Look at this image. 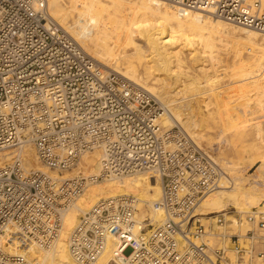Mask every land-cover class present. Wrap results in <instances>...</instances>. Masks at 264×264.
<instances>
[{
	"label": "built area",
	"instance_id": "built-area-1",
	"mask_svg": "<svg viewBox=\"0 0 264 264\" xmlns=\"http://www.w3.org/2000/svg\"><path fill=\"white\" fill-rule=\"evenodd\" d=\"M167 1L264 34V0ZM162 107L90 56L48 0H0V150L31 141L56 175L26 170L20 157L0 167V264H41L33 248L55 245L64 213L88 187L138 174L160 184V221L139 219L134 194L100 199L69 234L72 263L109 250L113 264H264V211L197 212L231 177L185 129L161 126ZM93 151L97 174L63 177ZM232 224L250 227L221 231Z\"/></svg>",
	"mask_w": 264,
	"mask_h": 264
},
{
	"label": "bare ground",
	"instance_id": "bare-ground-1",
	"mask_svg": "<svg viewBox=\"0 0 264 264\" xmlns=\"http://www.w3.org/2000/svg\"><path fill=\"white\" fill-rule=\"evenodd\" d=\"M127 3L132 4L130 6H132L133 11L128 15L125 13L120 15L121 10H123ZM48 9L50 15L55 21H57L90 56L99 61L100 64L102 63L106 68L121 74L130 82L146 89L158 98L163 105V113L161 114L159 121L163 127L169 128L177 122L180 126H185L183 129H189L190 132L195 133L196 138L197 136L202 138L200 133H196L194 130L196 126L200 127L202 130L203 128L210 129L212 123L210 120H215L219 114L222 116L221 112L225 113L226 111V107H224L226 102L220 99L219 92H217L221 86L217 87V84L220 82L218 79L216 80V70L213 71L212 66L206 67L205 64H202L203 66L199 68V72L206 76V78L202 80L196 76L189 75L187 72L182 73L175 69L176 66H179L180 68L182 63L181 53H179L180 49L177 51L175 50L180 45H193L196 42H199L205 50H203L204 54H202V56H193L198 59L199 57H204L207 54H205V52H210L214 47V34L219 35L222 33V35H224L223 37L229 38L228 36H225V34H236L240 32L238 35L247 39L248 42L253 45V49H251L252 53L249 57L250 63H247V60L245 59H241V61L239 60L235 64L233 63L234 68L232 66L230 67L233 71L232 75L234 76L231 83L233 85H239L237 92H241L242 95L240 97L238 96V98H246L247 101L251 96L248 95L249 92H252L253 89L256 91L255 89L264 87V76L257 78L259 77L258 75L262 74L261 72L264 73V37L260 38V35L264 36V34L245 27H240L241 30H239L237 29L238 25L210 16L207 12L201 10H189L182 6L172 4L167 0H69L67 6L63 5V0H48ZM209 17L213 18L211 19ZM110 21L113 23L114 27L109 25ZM136 35H138L137 37H140L143 45L137 43L134 39ZM231 42L233 43V41ZM244 42L247 43L246 40ZM178 43H180V45ZM129 46L132 48L131 50L127 49ZM195 48L197 47L195 46ZM145 49H148L150 52L149 56H151V62L148 61L149 57L145 54ZM192 55H194V52ZM155 71L163 72V74L155 73ZM140 72L143 73L145 79L140 77ZM164 73H169L168 80H163L162 75H164ZM232 75L230 74L229 76L231 77ZM181 76L187 83L185 81L182 84L180 83ZM148 80H153L154 83H162L163 85L161 87L149 85L147 83ZM166 87L174 88L177 92L173 95H169L166 91ZM247 87L251 89L247 90ZM185 90H190L189 93H192L193 96L202 94V96H204L202 97L203 100H198V98L195 100L190 99L191 101H186V103H183L182 100V103L180 102V104L173 105L174 98ZM183 95L186 96L185 94ZM192 95L190 94L188 96L191 97ZM213 95H215V97L211 99L210 97ZM184 98L185 97H183V99ZM238 98H236V100ZM192 100H194V103H192ZM191 104L202 105L201 117L199 119H194L195 115L192 112ZM241 106L242 105H240V107ZM242 107L246 106L244 105ZM233 110H235V108H232V111ZM186 115L190 116L188 117ZM236 116L240 119V116ZM234 118L235 117H233V119ZM234 121L228 120L224 123V125L227 124V130L229 127L230 131H242V136H252L251 132L248 133L244 129L245 127L239 128L238 124L234 123ZM250 122L255 126L259 124H256L253 119H250L249 123ZM258 126L259 125H257V130L259 133L260 128H258ZM238 132L237 136L239 137L240 135ZM234 135L236 136V134ZM238 137H236V139ZM232 141L234 140L232 139ZM235 143L236 142H234V144ZM29 144H32L31 141H25L18 145V147H22V150L19 148L21 150L19 152L22 155L21 159L24 163L25 169L30 170L32 168V170L56 176L55 173L49 170L46 166H44L46 169L40 168L35 152L28 146ZM231 145H233V142H231ZM84 155L82 163L84 168L81 167L85 170L89 169V175L97 174L100 170L99 159H97V157L94 158V155L90 156L93 157L90 159L87 158V155L86 157ZM12 158L13 157L9 153L1 155L0 167ZM226 162L229 163V161ZM228 169L234 171L235 167L232 169V167L229 166ZM228 169L226 168V170ZM236 171L238 172V170ZM231 181L233 180L231 179ZM233 183L235 184H232V186L223 185L219 189L210 193L198 205L197 212L201 214L216 213L224 211L228 206H233L238 210L243 212L245 210V212H247L246 210H249L254 204L256 205L257 203L258 206L260 198H263L264 200V191L260 190V188L259 190L263 193L256 192L255 189L257 188L255 186L252 188L247 186L248 188H246L241 181L238 184L237 180ZM129 192H132V194L135 193L139 197L140 208L138 217L140 220H149L151 223L160 221V216L154 209V203L159 200L161 194L160 184L159 182L150 181L147 175H136V177L127 180L119 179L112 181L110 184L108 183L106 186H91L86 191L84 198L79 202L74 203L64 213L62 223L63 228L55 245L46 250L34 247L31 258L39 261L41 264H74L68 254L67 239L71 231L78 224L79 217L89 211L91 209L90 207H92V205H94L99 199L109 198ZM144 203H148L149 208L147 209V213L141 214L140 209L143 208ZM232 225L234 227L236 226L235 224ZM244 228L242 229V232ZM238 229L241 231V228ZM111 260L112 255L110 254V251L106 250L103 256L94 264H113Z\"/></svg>",
	"mask_w": 264,
	"mask_h": 264
},
{
	"label": "rangeland",
	"instance_id": "rangeland-1",
	"mask_svg": "<svg viewBox=\"0 0 264 264\" xmlns=\"http://www.w3.org/2000/svg\"><path fill=\"white\" fill-rule=\"evenodd\" d=\"M65 3V4H64ZM69 3V0H63V5L64 6H67ZM125 4L123 10H121V14H129L131 13L132 10V4ZM209 18H213V17H209ZM70 23V22H69ZM109 25L114 27L113 23L110 21L109 22ZM174 25V24H173ZM244 28L243 26H238L237 29L241 30V28ZM247 28V27H245ZM239 33H236V34H225V36H228L229 38L227 37H223L224 35L219 34H214V47L212 48V50H210V52H205L206 55L204 57H199L198 59H196L195 55H198V56H202V54H204L203 50H205V48H203V46L199 43V42H196L195 44L193 45H180V43H178L180 46H178L175 50H179L181 53V57H182V63L180 65V68L179 66L175 67V69L179 72H187L189 75L191 76H196L198 77L199 79H204L206 78V76H204L203 74H201V72H199V68L201 66H203L202 64H205L206 67H211L212 66V70L215 71V76H217L216 80L218 79V81L220 82L219 84H217V87L218 86H221V88L219 90H217V92H219V95H220V99L224 102H226L224 105V107H226V111L225 113L224 112H221V115L219 114V116H217V118L215 120H210L212 121L211 123V128H203V130L196 126V128L194 129L196 131V133H200V136L202 138H199L197 136V138L195 137V133H192L190 132L189 129H186V131L189 133L190 132V135L192 136V138L196 141V143L204 150L206 151L208 154H210L215 160H217L226 170V168L228 169L229 166L232 167V169H234V171H230L229 169L226 170L227 174H229V176L231 177V179L233 181H231V185L232 184H235L233 183L234 181L236 182L237 180V184L240 183V181L242 182V184L246 187V188H252L253 186H255L257 189H255L256 192L260 193L262 191H264V87L263 88H259V89H255L256 91H253L255 92H249L248 95H251L250 96V99H248V101L245 99H240L238 98V96L240 97L242 95L241 92H237V89H238V86L237 84L233 85L231 82L234 78V76L232 75L233 74V71L232 69L230 68L231 66L233 67V63L235 64L236 62H238L239 60L241 61V59H245L247 60V63H250L249 62V57L252 53V50L253 49V45L248 42L247 39L245 38H242ZM222 35V36H221ZM138 35L135 36V40L137 41V43H140L141 45H143V42H141L140 40V37H137ZM165 36V35H164ZM231 36V37H230ZM240 37V38H239ZM264 36L260 35V38H262ZM234 38V39H232ZM232 39V40H231ZM247 41L244 42V41ZM233 41V43L231 42ZM224 42V43H222ZM241 42V43H239ZM197 44V45H196ZM230 44V45H228ZM245 44V45H244ZM195 46L197 48H195ZM231 46V47H229ZM200 47V48H199ZM216 47V48H215ZM221 47V48H220ZM242 47H243V50H242ZM145 48V47H144ZM128 50H131L132 48H130V46L127 48ZM195 49V50H194ZM197 49V50H196ZM223 49V50H222ZM230 49V50H229ZM237 49V50H236ZM146 50V55H148L149 59L148 61L151 62V56L150 55V52L148 49H145ZM148 50V51H147ZM170 51H172L171 49H169ZM174 50V51H175ZM194 50V51H193ZM226 50V51H225ZM242 50V51H241ZM197 51V52H196ZM199 51V53H198ZM230 51V52H229ZM148 52V53H147ZM194 52V55H192ZM211 55H210V54ZM214 53V54H213ZM241 55V56H240ZM193 59H192V57ZM147 57V58H148ZM209 57V58H208ZM208 58V59H207ZM212 58V59H211ZM240 58V59H239ZM151 59V60H150ZM201 59V60H200ZM215 59V61H214ZM217 60V62H216ZM97 61V60H96ZM98 63H100L99 61H97ZM197 63V64H196ZM176 64V63H175ZM208 64V65H207ZM102 67H104L105 69L107 70H110V71H113L111 69H108L106 68L105 66H103V64L101 63ZM215 65V66H214ZM124 67V66H123ZM234 68V67H233ZM174 69V70H175ZM224 69V70H223ZM232 71V72H231ZM162 73L163 72H158V71H155V73ZM262 74L261 75H258L259 77L257 78H260L261 76L263 77L264 76V73L261 72ZM169 73H164V75H162L163 77V80H168V75ZM232 75L231 77L229 75ZM168 75V76H167ZM226 76V77H225ZM140 77H143L145 79V77L143 76V73L140 72ZM222 78V79H221ZM220 79V80H219ZM186 82V80H184V78L181 76V84L183 82ZM169 82V81H168ZM149 85H153V86H156V87H161L163 84L162 83H154L153 80H148L147 82ZM187 83V82H186ZM230 84V85H229ZM226 86V87H225ZM264 86V84H263ZM177 87V86H176ZM217 87H214V88H217ZM181 88V87H180ZM248 89L247 90H250L251 88L247 87ZM171 89V90H170ZM179 89V88H178ZM166 91L168 92L169 95H173L175 92H177L176 89L174 88H167L166 87ZM171 91V92H170ZM190 90H185L183 93L177 95L175 98H174V103H172L173 105L174 104H180V102L182 103V100H183V103H186L191 101L190 99H197L198 100L202 99V94H199L198 96H193L192 93H189ZM216 92V90H215ZM172 93V94H171ZM192 95L191 97H189L188 95ZM263 93V94H262ZM183 94H185L186 96H184ZM183 97H185L183 99ZM200 97V98H199ZM215 97V95H213L212 97H210L211 99H213ZM181 98V99H180ZM236 98H238L236 100ZM257 98V99H256ZM240 99V100H239ZM176 100V101H175ZM180 100V101H178ZM194 100H192V103H194ZM203 100V99H202ZM246 100V101H244ZM239 101V102H238ZM248 102V103H247ZM250 102V103H249ZM203 103V102H202ZM245 103V104H244ZM252 104V105H251ZM240 105L242 106H246V107H240ZM251 105V106H250ZM191 108H192V112L194 113L195 115V118L194 119H199L201 117V106L200 104H191L190 105ZM233 106V107H232ZM248 106V107H247ZM259 106V107H258ZM197 107V108H196ZM200 107V108H198ZM223 107V108H224ZM237 107V108H236ZM222 108V109H223ZM232 108L235 110L232 111ZM239 108V109H238ZM199 109V110H198ZM224 110V109H223ZM244 110V111H243ZM256 111V112H255ZM261 112V113H260ZM230 113V114H229ZM239 113V114H238ZM227 114V115H226ZM245 114V115H244ZM258 114V115H257ZM236 115L240 116V119L239 117H237ZM188 116V115H186ZM190 116V115H189ZM188 116V117H189ZM227 117V118H226ZM233 117H235L233 119ZM237 117V118H236ZM223 120H222V119ZM234 121V123H237L238 124V127L239 128H243L245 127L244 129L248 132V133H252V136L251 135H243L245 137L242 136V131L238 132V130H229V127H228V130H227V124L224 125V123H226L228 120L229 121ZM239 119V120H238ZM250 119H253L255 120L256 124L259 125L258 128H260V131L258 133V130H257V125H253L251 124V122L249 123ZM238 120V121H237ZM248 120V121H247ZM246 121V122H245ZM216 122V123H215ZM223 122V124H222ZM244 122V123H243ZM174 125H177L179 127H182L180 126V124H178L176 122V124ZM172 125V126H174ZM222 125V126H221ZM224 127V128H222ZM226 127V128H225ZM182 128H185V126H183ZM227 132H226V130ZM224 131V133H223ZM232 131H236V132H232ZM237 132L239 133V137L237 136ZM233 133V134H231ZM236 134V136L234 135ZM260 134V135H259ZM235 137H233V136ZM259 135V136H258ZM257 136V137H256ZM236 137H238L236 139ZM241 137V138H240ZM243 137V138H242ZM232 139L234 141H232ZM236 139V140H235ZM230 142H229V141ZM231 142H233V145H231ZM234 142H236L234 144ZM230 143V144H229ZM20 143H17L15 144L14 146H11L9 148H4V149H1L0 150V156L3 155L4 153H9L13 158L10 159L8 162L4 163V164H7L9 162H11L13 159H16L18 157L22 158V155L19 151L22 150V147H18ZM26 146V145H25ZM31 149L34 150L35 152V149L33 147L32 144H29L28 145ZM21 150H20V149ZM16 152V153H15ZM20 153V154H19ZM94 153V154H93ZM98 153V154H96ZM94 155V158L97 157V159H99V151H93V152H90V153H87V158H93V157H90V156H93ZM35 155H36V152H35ZM86 155H84L86 157ZM37 157V155H36ZM83 156L82 158L80 159L79 163L76 164L72 169L68 170V171H65L63 172V174L65 175L64 177H73V176H76V175H89V169L85 170L83 169ZM38 159V158H37ZM226 161H229V163H227ZM81 162V163H80ZM227 163V164H225ZM233 163V164H232ZM3 164V165H4ZM38 164L40 165V168L42 169H46L40 161L38 159ZM80 164V165H79ZM2 165V166H3ZM234 165V167H233ZM83 168H82V167ZM30 169V168H29ZM32 170V168L30 169ZM238 170V172L236 171ZM234 172V173H233ZM238 175H237V174ZM141 175H144V174H138L137 176H141ZM146 175V174H145ZM136 176H133V177H126L124 178L123 180H127V179H130V178H134ZM112 181H99L98 183H95L91 186H106L108 183L110 184ZM90 186V187H91ZM248 186V187H247ZM258 186V187H257ZM88 187L86 189V191L90 188ZM262 190L260 191L259 190ZM259 190V191H258ZM86 191L81 195V197H79L77 199L76 202H79L82 198H84V195L86 193ZM263 193V192H262ZM128 194H132V192H129ZM134 195H136L135 193H133ZM137 196V195H136ZM138 197V196H137ZM139 198V197H138ZM103 199V198H101ZM100 200V199H99ZM262 200V202H261ZM263 198H260L259 201H258V206H257V203H256V207L253 205V207L249 208V210L247 209L245 212L241 211V210H238L237 208L233 207V206H228L226 209H231L232 212H235V215L237 216H241L243 219L245 218L246 214L248 212H253V211H264V202H263ZM75 202V203H76ZM96 203V202H95ZM94 203V204H95ZM140 203V202H139ZM260 203V204H259ZM93 206V205H92ZM262 206V207H261ZM261 207V208H260ZM91 208V207H90ZM89 208V209H90ZM140 208V207H139ZM149 208L148 206V203H144V206L143 208L140 209V212L141 214H145L147 213V209ZM225 209V210H226ZM242 212V213H241ZM83 215V214H82ZM80 218V217H79ZM231 219L234 218V217H230ZM229 217H227V219H230ZM244 224L243 226H233V225H229V226H225L223 229H221V231L225 230V231H228L230 229H234V230H240L238 228H241V233H244L250 226ZM245 227V228H244ZM63 228V227H62ZM244 228L243 232H242V229ZM246 229V230H245ZM62 231V230H61ZM209 242L212 246H220V243H219V240H218V237L216 236H211L209 237ZM46 250V249H45ZM43 252V251H42ZM231 257H233V254L232 253H229ZM258 263H260V261L258 260ZM94 264V263H93Z\"/></svg>",
	"mask_w": 264,
	"mask_h": 264
}]
</instances>
